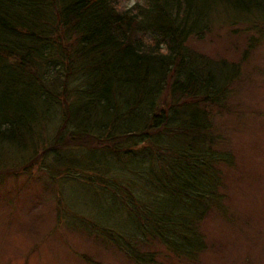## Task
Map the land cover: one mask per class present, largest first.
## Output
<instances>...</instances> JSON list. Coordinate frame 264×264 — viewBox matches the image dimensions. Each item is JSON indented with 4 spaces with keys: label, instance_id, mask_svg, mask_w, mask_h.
<instances>
[{
    "label": "trees",
    "instance_id": "obj_1",
    "mask_svg": "<svg viewBox=\"0 0 264 264\" xmlns=\"http://www.w3.org/2000/svg\"><path fill=\"white\" fill-rule=\"evenodd\" d=\"M141 1L0 0V146L29 152L24 169L51 153L58 176L123 208L127 233L88 225L136 263L156 258L140 243L194 261L201 225L223 210L222 167L235 157L222 126L264 40V0ZM225 23L248 37L239 60L191 47Z\"/></svg>",
    "mask_w": 264,
    "mask_h": 264
},
{
    "label": "rangeland",
    "instance_id": "obj_2",
    "mask_svg": "<svg viewBox=\"0 0 264 264\" xmlns=\"http://www.w3.org/2000/svg\"><path fill=\"white\" fill-rule=\"evenodd\" d=\"M121 1L125 8L142 3ZM232 28L222 24L217 32L191 39V47L210 57L239 60L248 37L233 35ZM231 102L233 112L222 134L235 160L231 168L222 167L223 210L212 212L201 225L205 245L198 260L178 258L163 245L140 243V252L156 255L153 264H264V40L245 62ZM56 105L43 132L47 140L55 138L62 122V105ZM72 150L68 153L79 158V149ZM28 157L29 152L9 144L0 146V264H138L88 225L91 221L97 228L127 233L123 208L116 209L78 178L58 176L51 153L24 169Z\"/></svg>",
    "mask_w": 264,
    "mask_h": 264
}]
</instances>
